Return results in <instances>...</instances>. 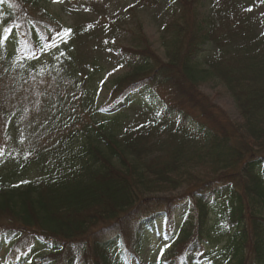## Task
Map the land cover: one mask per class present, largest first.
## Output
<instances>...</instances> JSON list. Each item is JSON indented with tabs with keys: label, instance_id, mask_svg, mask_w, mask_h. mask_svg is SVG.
<instances>
[{
	"label": "trees",
	"instance_id": "trees-1",
	"mask_svg": "<svg viewBox=\"0 0 264 264\" xmlns=\"http://www.w3.org/2000/svg\"><path fill=\"white\" fill-rule=\"evenodd\" d=\"M60 1L0 0V264H264V13L216 0L167 27L165 61L138 27L101 104L90 27L44 7ZM170 3L174 23L197 14ZM211 79L237 119L200 90ZM135 103L158 126L124 127ZM153 241L162 255H145Z\"/></svg>",
	"mask_w": 264,
	"mask_h": 264
},
{
	"label": "rangeland",
	"instance_id": "rangeland-1",
	"mask_svg": "<svg viewBox=\"0 0 264 264\" xmlns=\"http://www.w3.org/2000/svg\"><path fill=\"white\" fill-rule=\"evenodd\" d=\"M172 0H160L153 5L138 7L133 0H93L87 5L74 4L68 7L64 0L60 2H50L45 4L47 11L57 20L66 26L88 25L90 27V39L84 38L82 46L84 48L83 58L89 60L99 57L104 70L99 78L100 96L99 103L103 104L111 96L114 84L119 79L131 73V69L123 62L120 53L121 47H128L130 40L133 39L132 33L138 27L142 29L151 42L152 50L162 60H166L167 46L173 41L172 30L167 27H175L181 30L192 26L191 21L195 20L196 15L202 21V17L213 9L216 0H184L195 8V13L188 16L189 22L174 23L175 18L171 3ZM176 3L178 0H174ZM236 1V0H235ZM242 3L254 5L250 17L255 21L259 14L264 13V1L262 0H242ZM183 4V2H182ZM217 4V3H216ZM228 0L222 1V5L229 7ZM133 7V8H132ZM108 14V16H106ZM113 19H116L114 21ZM174 20V21H172ZM115 24L114 29L109 28V23ZM114 22V23H113ZM175 25V26H174ZM194 26V25H193ZM119 27V28H118ZM4 31V28H1ZM172 39V40H170ZM181 40V39H180ZM200 90L208 95L213 102L225 110L233 119H237L238 110L234 99L226 87L218 80L211 79L200 84ZM148 103H135L122 111V124L124 127H142L152 125L158 126L157 112L153 111ZM185 189H177L172 192L162 193L163 195L177 196ZM166 243L165 241H162ZM152 248H155L151 252ZM165 246H160L154 242L145 248V255L160 256ZM8 248L0 251V258L4 256Z\"/></svg>",
	"mask_w": 264,
	"mask_h": 264
}]
</instances>
